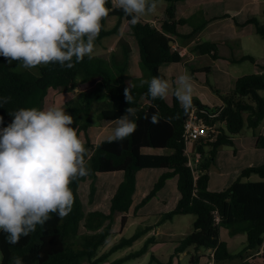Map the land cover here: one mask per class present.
I'll list each match as a JSON object with an SVG mask.
<instances>
[{"label": "trees", "instance_id": "1", "mask_svg": "<svg viewBox=\"0 0 264 264\" xmlns=\"http://www.w3.org/2000/svg\"><path fill=\"white\" fill-rule=\"evenodd\" d=\"M176 0H169L165 16L160 25L155 26L149 20L141 18L136 24L120 10H111L108 0L109 15L118 16V23L112 28L102 30L103 35L118 33L122 21H128L131 33L139 45L140 64L145 75L135 78L132 75L131 45L124 43L120 54L113 52L107 56H85L81 62H75L72 68H63L58 63L40 65V73L30 69H16L12 63L0 56V97L10 96L9 103L0 107L3 125L13 120L10 113L21 108L44 109L51 88L66 91H78L74 98L66 102L73 116V127L78 135L84 132L87 138L86 162L89 174L72 181L70 187L74 196L72 210L63 219L55 213L45 225H37L36 231L27 237H21L16 244L7 242V234L0 231L1 264H13V257H20L23 264H101L119 249L132 246L138 239L146 235L152 226H141L131 236H122L108 250L100 253L113 233V225L119 219L126 226L129 213L134 204L137 189V173L142 168H162L163 174L155 183L150 193L136 206L138 208L149 202L166 185L170 177L178 176V187L181 198L176 207L161 215L160 221L173 219L177 214H195L193 230L177 241L174 254L168 261L152 254L147 264H174L175 256L194 246L215 250V261L220 262L234 256L227 241L221 237V230L226 227L231 235L247 234L248 249L256 252L264 243V180L244 181L243 177L257 172L264 177V164L244 168L233 183L222 189L210 188V168L215 163L219 148L223 145H234V136L239 134L245 125L259 128L264 121V62H259L250 53L234 56L236 62L250 60L261 70L240 76L233 89L222 92L212 83L208 76L207 83L224 101L219 106H208L199 98L193 97V104L185 111L174 96L173 103L166 99H153L148 94V84L142 80H150L160 76L166 79L160 66L164 63H175L185 60L192 75L210 73V70L199 71L197 62L180 54L179 49L171 41L176 42L175 35L182 36L179 25L188 20L175 18ZM253 23L256 33L264 38V20L256 16L239 22L240 25ZM203 26L194 27L193 32L183 35L192 38ZM190 51L194 54L210 53L218 58V43L215 41L196 40ZM14 62V61H13ZM149 75L146 78V75ZM129 86L133 97L131 105L126 103L124 88ZM136 109L134 121L135 132L123 141L109 143L103 139L97 145L92 143L89 128L93 125L92 114L99 112L101 119L116 120L124 114L127 107ZM194 106L205 115L209 122H222L221 132L214 141L197 142V149L202 153L199 164L200 177L195 179V172L189 165V157L185 152V122ZM221 109L217 117L209 112ZM149 118L156 114L158 123H151ZM170 121V122H169ZM258 147L264 148V133H256ZM172 149V153L147 152L146 149ZM123 171L124 179L112 198L109 212L103 210H87L86 202L94 200L97 192V177L100 172ZM217 215L220 221H217ZM85 230H82V227ZM158 242L154 235L146 238L144 244L124 256L108 264H123L125 261L146 253L150 245ZM254 261L244 258L241 264H264V253ZM201 258L193 253L191 264H197Z\"/></svg>", "mask_w": 264, "mask_h": 264}, {"label": "clouds", "instance_id": "2", "mask_svg": "<svg viewBox=\"0 0 264 264\" xmlns=\"http://www.w3.org/2000/svg\"><path fill=\"white\" fill-rule=\"evenodd\" d=\"M108 0H0V56L9 64L19 61L25 69L58 63L72 68L85 56L91 58L101 21L108 17ZM122 10L136 24L157 10V0H111V10ZM148 94L166 99L169 90L181 107H192L195 84L187 73L172 84L160 76L142 80ZM129 105L133 102L129 86L124 88ZM10 96L0 97V107ZM13 120L0 127V231L7 242L36 231L55 213L63 219L72 210V181L89 174L87 149L71 127L73 116L60 106L47 109L21 108L10 113ZM136 109L129 106L115 120L116 127L107 142L123 141L136 130ZM155 124L156 114L150 118ZM170 122V121H169ZM0 125L3 117L0 116ZM13 264H23L13 257Z\"/></svg>", "mask_w": 264, "mask_h": 264}, {"label": "crops", "instance_id": "3", "mask_svg": "<svg viewBox=\"0 0 264 264\" xmlns=\"http://www.w3.org/2000/svg\"><path fill=\"white\" fill-rule=\"evenodd\" d=\"M170 3L171 2H169V0H157V10L154 13L146 15L143 18L145 20H151L154 18L164 17L166 9L170 5ZM175 5H176L175 18L176 19L182 18V19L188 20L185 24L179 25L178 27L179 31L183 35H187L193 32L195 26L196 27L203 26V27L197 33V35H195L192 38H186V37H183V35L182 36L175 35L176 42L174 43L179 44L182 47H186L189 50L190 49L192 50L196 40H204V41L209 40V41H215L218 43V54H219L218 58L213 57L210 53H207V54L194 53L195 60L197 61L195 63V67L197 70L202 71V70L208 69L211 72L212 70L211 65L209 64L207 65V63H205V62H209V58H211L214 63L218 64V69L221 70L224 75H228L231 78V80H235L234 82H236V80L240 76L247 74L245 73V74L240 75V73H235V74L231 73L230 65L231 63L236 62L233 60L234 56L248 53V51H246V46H245L247 38H254L259 35L256 33L255 26L253 23H249L246 25H240L239 22H244L253 16H256L260 19L259 15L264 14V0H176ZM236 47H237L236 50L238 51L240 50V52L237 51L238 54H236L234 52L235 49H233ZM258 61L264 62L260 60L259 58H258ZM131 63H132V75L135 78L140 77L141 76L140 72H134L133 70L134 62H133L132 52H131ZM173 67L175 68L173 69ZM160 70L165 73L167 80L173 79V81L175 80V77L177 75L187 72L193 78L195 88H196L195 91H197L200 95H203V94L209 95L211 99L209 103H205L199 97L197 98H199L204 104L211 106V107L224 106V101L222 97L217 92H215L211 87L209 88V84L207 83V78L210 73L208 74L206 72H201V73H198V77L195 75H192V71L187 67L185 60L180 61V62H175V63H172V62L164 63L160 66ZM168 70L169 72H167ZM260 71H255L253 73H258ZM202 75H204L205 77ZM195 80L200 82V84L196 82ZM214 87L220 90V88L217 85H214ZM195 91H194V94H197L195 93ZM76 94H74L72 98H74ZM168 97H167V100L170 103H173L174 94L172 93V95ZM104 121L105 122L102 123L101 126L99 127V129H101L100 131L102 132H99L97 134L96 139L94 135L95 133H97V130L95 132L93 131V127H94L93 125L89 128L91 139L93 137L92 143L96 145L99 142H101L103 139H106L107 136L111 135L114 128L116 127L115 120L104 119ZM81 133H84V132H81ZM104 136L105 138H103ZM255 138H256L255 139V142H256L257 136H255ZM86 143H87V138H86ZM146 150L147 152H158V153H172L173 152L172 149L149 148ZM255 166H258V165H255ZM154 168H157V167H154ZM150 169L151 168H142L138 171L137 189H136L135 196H134V204L131 208V212L129 213L128 222L126 226L124 227L121 224L120 219L116 223H114L113 233L111 235L112 238L110 236L108 240L109 242L110 240L118 241L122 236H124L123 235L125 232L124 230L126 227H128V224L132 218H137L140 220V223L137 225L136 230L141 226H144V227L152 226L153 228L149 230L146 235L142 236L140 239H138L134 243V244L138 243L142 246L146 238L152 235H154L158 239V242L150 245V248L146 253L138 257L132 258V259L143 258V259H146V261L148 260L147 262L145 261L146 263L144 264H147L150 261V259L146 257L150 255V258H151L152 253H155L156 255H160V257L167 256V258L165 259L169 260L170 257L175 252L176 246L178 244L177 241L180 240V239L178 240L176 239L174 241H171L170 239H166L165 235L172 236V235H175L176 233H174L175 231H173L172 229L163 230L162 226H164L166 222L160 221V218H161L160 214L174 209L178 201L181 198V193L178 187V176L170 177L167 180L166 185L158 192V194L154 196L144 206L138 208V210L136 211V206L150 193L155 183L159 180L158 179L157 181L149 184V186L146 187ZM234 170L235 171L233 172L231 177H229L227 180H221L222 177L219 180L216 178L214 179L211 174L210 188L218 190V189H222L224 187L229 186L235 180V178L242 172L243 169L236 168ZM114 172H118L119 176L116 174H112L113 172H104L107 175L105 177L99 178L100 177L99 175L102 174L103 172L98 173L97 192H96L94 200L89 203L90 210L100 209L105 212L110 211L112 198L114 194L116 193L118 186L124 179L123 171H114ZM163 172H164V169L162 171V174ZM171 180H174V181H171ZM170 191L173 192V198L175 201V205L172 207L169 204L170 202L169 198L166 196L167 193ZM173 219H169V220L173 222L174 221ZM170 246L172 247V251H170L171 249ZM130 247L131 246H129L128 248ZM229 247H230V244H229ZM200 250H201L200 248L197 249L194 246L188 248L187 250L179 254L178 259L174 261V264H182L183 258L186 257L187 255L190 256L191 258V255L193 253H198L199 255L203 254V253H200ZM206 254H208L209 256L208 261H210V257L212 256V249H208V253Z\"/></svg>", "mask_w": 264, "mask_h": 264}, {"label": "rangeland", "instance_id": "4", "mask_svg": "<svg viewBox=\"0 0 264 264\" xmlns=\"http://www.w3.org/2000/svg\"><path fill=\"white\" fill-rule=\"evenodd\" d=\"M106 6L108 7L107 4ZM259 17L262 21L264 20V14L259 15ZM118 21H119L118 16H115L112 14L108 15V17H106L105 19L101 21L102 28L94 42V51L92 53L91 58L93 56L109 57L113 52H117L118 54H120L124 47L123 46L124 43L128 42L131 45V52L133 56V62H134L133 70L134 72H140V75L143 76L145 75V71L144 69H142L141 64H140L139 45L136 40V37L130 31V25L128 21H122V24H121V27L118 33H114L111 35H103L101 37L102 30L112 29L118 23ZM245 46H246V51H248V53L254 54L260 60L264 61V38L263 37L259 35L254 38H247ZM233 49H235L234 52L236 54L240 52V50L239 51L236 50L237 47ZM205 63H207V65L208 64L211 65L212 67V70L209 74L210 83H212L213 85H217L220 88V90L224 92H227L233 89V87L235 86V82H234L235 80H231V78L228 75H224L223 72L218 69L217 63H214L211 58H209V62H205ZM12 65L16 69H19V67L24 68L22 65L19 64V61L12 62ZM230 66H231L230 72L233 74L240 73V75H242L245 73L248 74V73H253L255 71H260L259 67L250 60H247L244 62H233L231 63ZM174 68L175 67H173V69ZM30 70L35 73H40V66H37L36 68L30 69ZM167 72H169V70ZM148 76L149 75L147 74L146 78H148ZM168 81L170 84L174 82L173 79H170ZM195 81L198 82L197 80ZM198 83L200 84V82ZM76 93H77L76 90L66 91V90L51 88L44 109H47L52 106H60L67 113L70 114L66 106V102L70 100L72 96ZM172 93L173 91L172 89H170L168 96L172 95ZM195 93L197 94H194L193 95L194 97H199L205 103L210 102L211 98L209 95H206V94L200 95L197 91H195ZM92 118H93V126H94L93 131L95 132L97 130V133H95L94 135L96 139L97 134L99 132H102L100 131L101 129H99V127L105 121L104 119H101L99 112L97 110L93 111ZM256 133H264V121L257 129L252 128L246 124L243 130L239 134L234 136V139H235L234 145L221 146L219 148L216 161L209 170L210 175L212 174L214 179L216 178L219 180L222 177L221 180H227L229 177H231V175L235 171L234 169L236 168L244 169V168H247L248 166L264 164V149L256 145V142H255V139H256L255 136L257 135ZM79 136L84 141L85 147L87 149L86 137L84 133L79 134ZM103 138H105V136ZM162 171H163L162 168H151L149 175H148L146 187H148L149 184L157 181L159 177L161 176ZM112 174H116L119 176L118 172H113ZM106 175H107L106 173H102L99 175L100 176L99 178L105 177ZM243 180L244 181H259V180H264V177H262V175H260L257 172H253L249 177L248 176L243 177ZM171 181H174V180H171ZM166 196L169 198L170 206L171 207L174 206L175 201L173 198V192L171 191L168 192ZM86 208L87 210H90V206L88 202H86ZM195 219H196L195 214H177L175 215L173 222L171 220L165 221L166 224L162 226L163 230L172 229L173 231H175L174 233H176L175 235H172V236L165 235V238L170 239L171 241L183 238L185 235L189 234L193 230ZM139 223H140L139 219L132 218L128 224V227L125 228L124 230L125 232L123 235L124 236L132 235L136 231V227ZM82 230L83 231L85 230L84 226L82 227ZM221 237L223 240L227 241L230 244V249L232 253L234 254V256L230 259H225L220 262H216L215 258L211 256L210 261H208L209 256L208 254H206L208 253V249L206 247H201L200 253H203V254H201V258L197 264H241L244 258H249L254 261L260 260L261 256L260 257L254 256L256 252L254 249H248V240H247L246 233H240V234L233 236L229 233L226 227H223L221 230ZM115 242L116 241L114 240H110V242L108 241L106 245L101 247L100 253H102L105 250H108ZM140 247L141 245L136 243L130 248L125 247V248L119 249L116 252H114L110 256V258H108L106 261L102 262L101 264H108L109 262L117 258H120L133 250L139 249ZM170 251H172V247ZM179 254L180 253L176 254L175 260L178 259ZM157 256L160 257V255H157ZM162 257L160 258L164 259L165 261H168V259H165L167 258V256H162ZM146 258L151 259L150 255H148ZM1 261H2V253L0 250V264H1ZM145 261L146 259L137 258V259L127 260L124 262V264H144L148 260L146 262ZM84 264H90V263L86 261ZM182 264H191L190 256L187 255L186 257H184L182 260Z\"/></svg>", "mask_w": 264, "mask_h": 264}, {"label": "built area", "instance_id": "5", "mask_svg": "<svg viewBox=\"0 0 264 264\" xmlns=\"http://www.w3.org/2000/svg\"><path fill=\"white\" fill-rule=\"evenodd\" d=\"M151 24L155 26L160 25V19L155 18L149 20ZM175 48L179 49L180 54L183 56H188V59H194L195 54H193L186 47H182L179 44L174 43ZM223 106H221V109ZM221 109L218 111H211L209 115L211 117H217L220 114ZM222 122L217 120L216 122H209L205 115H201L198 112V107L194 106L190 112L189 117L185 122L184 140L186 142L185 152L189 157V165L193 168L195 172V179L200 177L199 164L201 162L202 153L197 149V142L203 140L205 142L214 141L218 138L221 132ZM217 221H220V216L217 215ZM264 253V243L256 252V254ZM215 255V250H212V257Z\"/></svg>", "mask_w": 264, "mask_h": 264}, {"label": "water", "instance_id": "6", "mask_svg": "<svg viewBox=\"0 0 264 264\" xmlns=\"http://www.w3.org/2000/svg\"><path fill=\"white\" fill-rule=\"evenodd\" d=\"M172 44H174V41H171Z\"/></svg>", "mask_w": 264, "mask_h": 264}]
</instances>
